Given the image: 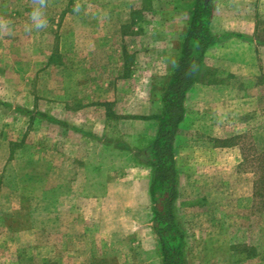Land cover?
<instances>
[{"label":"crops","instance_id":"obj_1","mask_svg":"<svg viewBox=\"0 0 264 264\" xmlns=\"http://www.w3.org/2000/svg\"><path fill=\"white\" fill-rule=\"evenodd\" d=\"M207 1L216 39L195 70L171 142L172 211L184 264H255L264 259V0ZM149 2L141 19L166 22L136 46H113L114 60L107 56L131 90L78 95L69 121L55 119L69 139L55 156L54 175H76L69 198L79 206L69 209L81 213L83 226L99 229L104 264H163L152 168L142 155L161 116L155 90L173 69L195 0ZM158 3L165 7L156 11Z\"/></svg>","mask_w":264,"mask_h":264},{"label":"rangeland","instance_id":"obj_2","mask_svg":"<svg viewBox=\"0 0 264 264\" xmlns=\"http://www.w3.org/2000/svg\"><path fill=\"white\" fill-rule=\"evenodd\" d=\"M152 8L149 0H0V264H104L99 229L69 209L79 206L69 198L76 175H54L69 134L45 116L66 122L78 95L131 90L107 56L149 36L163 21L141 19Z\"/></svg>","mask_w":264,"mask_h":264},{"label":"trees","instance_id":"obj_3","mask_svg":"<svg viewBox=\"0 0 264 264\" xmlns=\"http://www.w3.org/2000/svg\"><path fill=\"white\" fill-rule=\"evenodd\" d=\"M209 1L195 0L190 21L179 44L173 69L156 95L161 105L157 134L142 158L152 168L150 197L152 219L159 240L163 264H184L182 236L175 222L172 201L175 197V175L171 142L183 114V100L204 51L216 37L209 31ZM45 116V115H44ZM49 120L55 121L47 116Z\"/></svg>","mask_w":264,"mask_h":264}]
</instances>
